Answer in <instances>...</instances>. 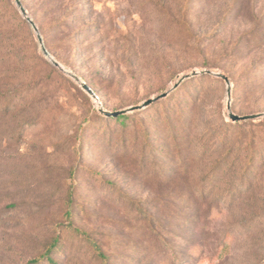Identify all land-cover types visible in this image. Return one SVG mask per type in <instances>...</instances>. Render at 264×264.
Wrapping results in <instances>:
<instances>
[{"label": "rangeland", "instance_id": "1", "mask_svg": "<svg viewBox=\"0 0 264 264\" xmlns=\"http://www.w3.org/2000/svg\"><path fill=\"white\" fill-rule=\"evenodd\" d=\"M21 1L108 111L211 70L230 78L234 114L264 113V0ZM207 77L122 127L0 0V102L12 112L0 110V264H28L57 237V264H103L74 228L108 264H264V118L233 122L226 83ZM177 120L194 124L181 157Z\"/></svg>", "mask_w": 264, "mask_h": 264}, {"label": "water", "instance_id": "2", "mask_svg": "<svg viewBox=\"0 0 264 264\" xmlns=\"http://www.w3.org/2000/svg\"><path fill=\"white\" fill-rule=\"evenodd\" d=\"M16 6L19 8L21 14L23 15V17L31 24L37 39L39 41L40 47H41V51L44 54L45 57H47V59L56 67L58 68L60 71H62L63 73L69 75L70 77H72L79 85H81L82 89L89 95L91 96L97 103L99 102V111L102 115H104L107 118H117L119 116L122 115H128V114H132L135 112H139L142 110L147 109L148 107L152 106L154 103L159 102L165 98H167L171 93H173L175 90H177L185 81L195 78V77H199V76H203V75H208V76H212V77H216L219 78L221 80H223L226 85H227V89H228V98H229V102H228V115L230 117V119L233 122H247V121H256L259 119L264 118V113H260V114H254V115H247V116H239L236 115L232 112V101H231V97H232V83L231 80L228 76H226L223 73L220 72H214L211 70H202V71H193L190 74H186L183 75L182 77L179 78V80L173 85V87L168 90L167 92L158 95L152 99L146 100L145 102H143L140 105L137 106H133L130 107L126 110H121V111H116V112H111L106 110L103 105L101 104V101L99 99V97L96 95V93L94 92V90L86 83L84 82L79 76H77L76 74L72 73L71 71L67 70L60 62H58L52 55L51 53L47 50L45 43H44V39L43 36L40 32L39 27L37 26V24L34 22V20L30 17L27 9L24 7L23 2L21 0H14Z\"/></svg>", "mask_w": 264, "mask_h": 264}, {"label": "trees", "instance_id": "3", "mask_svg": "<svg viewBox=\"0 0 264 264\" xmlns=\"http://www.w3.org/2000/svg\"><path fill=\"white\" fill-rule=\"evenodd\" d=\"M47 50H48V48H47ZM40 60H42V62L44 64H46V65L49 64L43 58V56H41V55H40ZM50 68H52V70L55 73L56 72L58 73L57 69H55L53 67H50ZM259 74H261L262 77H261L260 80H257V76ZM207 76L208 75H203V76H199V78L200 79H206V78H208ZM196 78H198V77H195V78H192V79H189V80H194ZM180 87L178 89H180ZM254 87L257 90H263L264 91V72L263 73H257L255 75V77H254ZM177 90H175V91H177ZM84 97L88 98V96L85 93H84ZM194 99L195 98H192L191 102H190L192 107H194V105L198 103L197 102L198 98L195 99V100ZM0 110L2 112H4L5 115H8V114L12 113L11 110H10V105L6 104V102H3V103L0 102ZM135 113H137V112H135ZM108 119H112L115 122H118L122 127H125L128 124V122H130V120L132 119V115L131 114L122 115V116H119L117 118H112L111 117V118H108ZM178 120H177V123L175 124V126H173L171 128V132H172L173 140L177 141V150H178L177 152H178V155L181 157L183 155L184 151L186 150V144L190 143L191 140L193 139V135H192L191 131L193 129V125L194 124H192L193 120H189L188 122H186V123L182 122L179 125L178 124ZM32 124H33V119L24 120V125L28 126V125H32ZM71 196H72V194L70 193L69 200H68L69 204H72V202H73V199H72ZM74 232L79 234V236H81L87 243H89V245L91 246L92 250L94 251L96 256L101 260V262L103 264H108L109 263L108 256L104 253V251L102 250V247L100 246V244L89 233H87L85 231H82L79 228H74ZM59 244H60L59 238L58 237L54 238L53 242L49 245V247H47V249L44 251V253L39 258H36L34 260L29 261L28 264H43V263H46V264H57L56 261L53 259L52 255H53L54 252H56L59 249Z\"/></svg>", "mask_w": 264, "mask_h": 264}]
</instances>
